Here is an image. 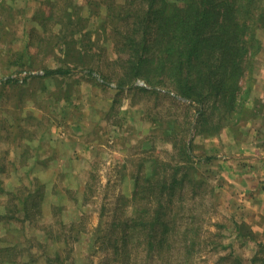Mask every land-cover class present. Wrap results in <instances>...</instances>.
<instances>
[{
	"label": "trees",
	"instance_id": "16d2710c",
	"mask_svg": "<svg viewBox=\"0 0 264 264\" xmlns=\"http://www.w3.org/2000/svg\"><path fill=\"white\" fill-rule=\"evenodd\" d=\"M42 1L33 16L36 25L28 28L26 48L47 56L61 53L63 63L41 66L43 73L30 70L22 80L11 74L0 80V86L80 72L95 83L119 92L136 90L156 102L147 110L153 124L138 147L147 142L151 148L139 152L132 194L118 196L106 220L101 211L96 237L101 264H196L195 256L206 242L208 194V182L196 177V166L216 155L195 154L194 134L208 136L224 126L238 128L243 119L258 115L254 106H248L252 87L244 79L262 49L264 0ZM86 5L93 6L88 14ZM100 6L105 15L99 28L91 30L87 25L92 11ZM102 30L110 35L116 57L107 56L106 47L99 46L102 60L97 65L92 58L95 46L87 43H95L92 38ZM18 54L16 63L29 56L26 51ZM25 64L26 60L21 63ZM7 120L0 118V133L8 125L1 121ZM158 141L170 148L157 150ZM93 185L86 182L81 192L84 203L93 195ZM22 187L6 191L7 206L0 211L5 223L15 218L32 223L43 210L45 185ZM53 207L58 211L65 206L60 202ZM76 223L72 234L64 229L55 235L47 229V236L61 243L67 255L56 250L46 264H72L73 242L68 236L78 239ZM1 238L2 234L0 263L30 264L14 256L17 242L4 244ZM224 259L223 264H248L233 253ZM249 263L264 264V242Z\"/></svg>",
	"mask_w": 264,
	"mask_h": 264
},
{
	"label": "rangeland",
	"instance_id": "374dc122",
	"mask_svg": "<svg viewBox=\"0 0 264 264\" xmlns=\"http://www.w3.org/2000/svg\"><path fill=\"white\" fill-rule=\"evenodd\" d=\"M41 2L0 0V80L11 74L22 80L30 70L43 73L41 66L62 65L61 53L47 56L26 48L28 28L36 25L33 16ZM92 7L84 6V13L88 14ZM92 14L87 26L97 30L105 8L100 6ZM109 36L102 30L92 38L95 43H87L95 46L92 58L97 65L102 60L99 46L106 47L107 56L116 57ZM259 36L262 49L255 56L244 82L252 87L248 106H254L255 114L263 115L264 28ZM22 51L29 52V56L16 63L18 52ZM25 60L26 64L21 65ZM23 82L16 87L0 86V118H8L1 121L8 125L0 133V166L4 170L0 171V211L7 206L6 191L23 185H45L46 202L32 223L24 218H15L9 223L0 220V226L4 227L0 231L1 242H17L14 256L18 259L30 264H46L47 256L56 250L67 255L61 243L47 236V229L53 230L55 235L64 229L72 234L76 232L73 223L77 222L78 239L73 241L71 234L68 236L73 242L70 261L72 264H101L102 254L96 238L97 229L102 225L101 211L105 212L106 220L112 215L116 198L132 194V177L139 152L146 148L147 153L151 148L147 142L142 149L138 147L153 124L147 110L155 107L156 102L136 90L119 92L95 83L80 72L65 77H29ZM139 83L146 84L143 80ZM255 118L243 119L238 128L224 126L208 136L194 134L195 154L216 155L196 166V177L208 182L204 210L207 232L203 237L206 242L195 256L196 264H223L230 253L250 264L257 250V231L252 223L243 219H253L257 213V174L254 170V188L251 186L250 193L246 192L248 189L242 185L240 176L243 160L249 157L247 154L257 156V149L252 147L257 144V115ZM156 146L161 152L170 148L161 141ZM87 181L94 183L93 195L84 203L81 192L85 191ZM60 202L65 207L56 211L53 205ZM17 215H21L20 212Z\"/></svg>",
	"mask_w": 264,
	"mask_h": 264
},
{
	"label": "crops",
	"instance_id": "0c3cea01",
	"mask_svg": "<svg viewBox=\"0 0 264 264\" xmlns=\"http://www.w3.org/2000/svg\"><path fill=\"white\" fill-rule=\"evenodd\" d=\"M264 91V87H263ZM256 119V118H255ZM253 149L256 151L257 149V156L250 157L251 154H247L250 159L243 160L245 163L241 170V178H242V185L244 186L246 192H251V186L254 188V182L252 181L254 177V170L255 175L257 174V192L254 190L257 200V213L253 219H249V217H245L246 221L252 223L254 225L255 230L257 231V250L259 245L264 242V114L257 115V144L252 146ZM240 166V165H239ZM228 179H231L228 177ZM250 189V190H249ZM255 193V194H256ZM249 197H245L248 199ZM254 201V200H253ZM255 202V201H254ZM241 215H243L241 213ZM257 217V221L255 218ZM257 222V223H255ZM238 236V235H237ZM241 236H238L240 238Z\"/></svg>",
	"mask_w": 264,
	"mask_h": 264
}]
</instances>
